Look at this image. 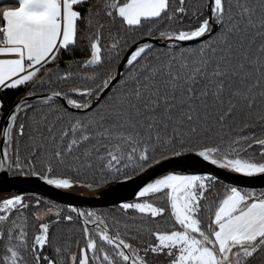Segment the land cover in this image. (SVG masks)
Returning a JSON list of instances; mask_svg holds the SVG:
<instances>
[{
	"label": "snow or ice",
	"instance_id": "snow-or-ice-1",
	"mask_svg": "<svg viewBox=\"0 0 264 264\" xmlns=\"http://www.w3.org/2000/svg\"><path fill=\"white\" fill-rule=\"evenodd\" d=\"M81 46L88 56L62 68ZM21 88L0 170L70 189L89 173L128 180L129 168L192 154L264 174V0L0 2V91ZM38 89L41 107L29 101ZM189 167L143 183L118 206L124 222L23 193L0 199V264H264V189L215 193L219 177ZM74 221L80 238H63Z\"/></svg>",
	"mask_w": 264,
	"mask_h": 264
},
{
	"label": "water",
	"instance_id": "water-1",
	"mask_svg": "<svg viewBox=\"0 0 264 264\" xmlns=\"http://www.w3.org/2000/svg\"><path fill=\"white\" fill-rule=\"evenodd\" d=\"M127 55L128 51L126 52L124 57H126ZM124 57L120 64L124 63ZM125 66H118L117 71L122 73ZM37 100H41V94L29 98L30 103ZM58 100L66 104L63 99ZM8 115L6 116L2 125L0 141H2L3 138V128L5 126ZM3 146V143L0 142V152H2ZM187 165H194L196 170L210 172L218 176L219 180L227 184H236L241 187L264 189V174L245 177L241 174L228 173L226 170L219 169L209 162L195 158L192 154H187L184 157H168L167 159L160 160L158 163L151 165V167L146 168L145 171L131 177L128 180L124 179L101 184L100 187L93 188L96 191L92 195L88 196L64 189L55 188L52 185H48L38 176L12 175L11 171L5 168L3 170H0V195H4L1 198L3 199L4 197H9L13 194L34 193L63 205L72 204L74 206L84 208L108 207L120 204L124 201L134 200L135 192L138 191V188L142 186L143 183L148 182L149 180L155 178L158 175H162L167 171H192L193 169L191 167L187 169L185 168V166ZM80 184H82L83 186L87 185L84 183Z\"/></svg>",
	"mask_w": 264,
	"mask_h": 264
},
{
	"label": "trees",
	"instance_id": "trees-1",
	"mask_svg": "<svg viewBox=\"0 0 264 264\" xmlns=\"http://www.w3.org/2000/svg\"><path fill=\"white\" fill-rule=\"evenodd\" d=\"M0 2H2V3H13L14 0H0ZM137 39H139V37H137ZM106 43H107V41H106ZM126 52L123 54V56L121 58V61H122L124 55L126 54ZM87 56H88V52H87V50H85L83 48V46L74 49L71 53H67L66 52V53H64L62 55V58H61V61H60L61 67L63 68L65 66V64H64L65 61L72 60V59H84ZM121 61L118 62L117 69H118V66L121 63ZM126 70H127V66H125L123 72H126ZM30 87L31 86H29V88ZM28 90L29 89H27V88H21L18 91L17 90H2V91H0V98H2L5 101V103H6V106L3 108L2 112H1L0 136H1L2 125H3V122H4L5 118H6V116L8 115L10 110L13 108V106L20 100L21 97H23L26 94V92ZM43 91L44 90H40V89L37 90L38 94H42ZM73 98H76V97H73ZM31 104L36 105L37 107H41L42 104H43V101L41 99V100H37L35 102H31ZM56 104H64L67 107V105L65 103H63V102H61L59 100L56 101ZM69 110L72 111V109H70V108H69ZM21 143L23 144V141ZM21 152H22V154L24 153L23 147L21 148ZM157 159L159 160V157H157ZM38 171H40L41 174H43V168L38 166ZM139 173H141V172H139V171L133 172L131 170V168H129V170L127 172V174L130 177L136 176ZM11 174L15 175V176H32V175H23V174H20V173H16L14 171H11ZM102 179L104 180L103 183H101ZM118 180H124V179H123V177L113 178V177L107 176V175H105L103 173L96 172L95 174L89 173L88 175L82 177L80 183H84V184L101 183V184H105V183H108V182H113V181H118ZM224 184H227V183L219 180V182H217L215 184V193L222 192ZM257 190H261V189H257ZM25 196H26V198L28 200L32 201L33 203H34L36 198H41L42 200H45V201H51V200H49L46 197H43L41 195L34 194V193H27V194H25ZM52 202H54V201H52ZM54 203L58 204V205H61V206H65V214H68L67 213V209H66L67 205L59 204L57 202H54ZM45 206H47V205H45ZM118 206H119V204H116V205H113V206H108V207L91 208V209H96V210H98L100 212L106 213L110 217L111 216H115L117 219H119L122 222H124V220H125L124 214L119 210ZM82 208H84V207H82ZM128 215L131 216V215H135V214L130 212V213H128ZM166 226L167 225L161 223V227H166ZM61 228L62 229H67V228H72L73 229L72 233H69L67 231L62 232L61 235H62L63 238H68L70 236L73 241H75L76 239L80 238V233L78 231L79 228H80V222L79 221H74V223L71 224V225H68V224L61 225ZM121 230L123 231V229H121ZM73 250H75V248ZM46 254H51V253L48 252Z\"/></svg>",
	"mask_w": 264,
	"mask_h": 264
},
{
	"label": "bare ground",
	"instance_id": "bare-ground-1",
	"mask_svg": "<svg viewBox=\"0 0 264 264\" xmlns=\"http://www.w3.org/2000/svg\"><path fill=\"white\" fill-rule=\"evenodd\" d=\"M64 190H68V191H71V192H75V193H79V194H82V195H92L96 190L93 189V188H88L86 186H83L82 184H76L74 185L72 188L70 189H64ZM4 195H0V199L3 197Z\"/></svg>",
	"mask_w": 264,
	"mask_h": 264
},
{
	"label": "crops",
	"instance_id": "crops-1",
	"mask_svg": "<svg viewBox=\"0 0 264 264\" xmlns=\"http://www.w3.org/2000/svg\"><path fill=\"white\" fill-rule=\"evenodd\" d=\"M0 121H1V116H0Z\"/></svg>",
	"mask_w": 264,
	"mask_h": 264
},
{
	"label": "built area",
	"instance_id": "built-area-1",
	"mask_svg": "<svg viewBox=\"0 0 264 264\" xmlns=\"http://www.w3.org/2000/svg\"><path fill=\"white\" fill-rule=\"evenodd\" d=\"M0 116H1V112H0Z\"/></svg>",
	"mask_w": 264,
	"mask_h": 264
},
{
	"label": "rangeland",
	"instance_id": "rangeland-1",
	"mask_svg": "<svg viewBox=\"0 0 264 264\" xmlns=\"http://www.w3.org/2000/svg\"><path fill=\"white\" fill-rule=\"evenodd\" d=\"M80 184V183H79ZM4 198H6V197H4Z\"/></svg>",
	"mask_w": 264,
	"mask_h": 264
}]
</instances>
